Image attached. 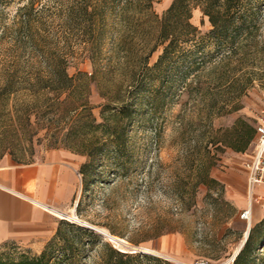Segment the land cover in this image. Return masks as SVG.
Returning <instances> with one entry per match:
<instances>
[{
    "label": "rangeland",
    "instance_id": "rangeland-1",
    "mask_svg": "<svg viewBox=\"0 0 264 264\" xmlns=\"http://www.w3.org/2000/svg\"><path fill=\"white\" fill-rule=\"evenodd\" d=\"M107 1L108 9H117L108 11L96 39L89 23L72 15L75 7L95 0H0V167L66 151L80 170L86 157L64 149L65 143L98 138L108 146L96 168L97 181L84 193L79 173L78 204L83 205L80 213L76 207L77 221L59 217L60 222L93 231L119 251L145 250L175 264H234L249 226L257 223L241 218L227 197L226 178L236 160L254 157L255 142L245 153L227 143L236 141L240 120L255 128L252 111L264 97V0L253 1L261 13L252 36H236L232 46L211 38L209 18L195 9L192 23L199 31L189 42L182 37L179 46L197 56L178 58L170 72L155 69L166 45L157 43L153 22L174 0L156 3L144 26L141 20L147 21L136 13L124 17L125 0ZM32 2L36 9L25 10ZM65 60L72 77L96 73L91 103L99 123L105 104L136 102L120 159L103 128L68 139L70 127L53 106L54 95L30 85L51 78ZM114 114L110 109L106 116ZM76 118H68V126ZM85 224L123 240L125 247ZM49 242L40 253L12 245L0 258L39 256ZM62 246L53 245L55 257ZM88 250L85 264L93 253ZM251 264H264V242Z\"/></svg>",
    "mask_w": 264,
    "mask_h": 264
},
{
    "label": "trees",
    "instance_id": "trees-1",
    "mask_svg": "<svg viewBox=\"0 0 264 264\" xmlns=\"http://www.w3.org/2000/svg\"><path fill=\"white\" fill-rule=\"evenodd\" d=\"M161 0H125L122 6L123 15L129 17L131 13H136L144 17L147 22H143V26L151 19L150 13L154 12V6ZM254 0H174L168 11L159 18L155 15L157 32V43L165 44V50L159 61L155 65L156 70L168 69L171 65L177 66L178 58L183 60L189 57L195 58L197 53L193 50L180 48V40L185 37V42L191 41L192 36L196 35L198 28L192 23L193 12L195 9H201L212 26L210 32L211 38L222 44L234 45L237 43L236 36L246 35L247 38L254 33L256 21L261 13L260 8L254 5ZM115 2L113 3V5ZM110 4L107 0H95L91 4H81L75 7L73 16L75 19L85 20L89 23L87 28L92 32V36L96 39L102 33L101 24L104 22ZM112 7V6H111ZM25 10H35V3L32 2ZM117 8L111 9L109 12L115 11ZM135 14V15H136ZM140 23V22H139ZM140 25H142L140 23ZM91 42L89 44L95 43ZM182 50L190 55L181 53ZM155 49L152 50L154 52ZM151 52V54H152ZM184 54V55H183ZM181 55V56H179ZM183 55V56H182ZM185 56V57H184ZM150 57V55L148 56ZM146 61V60H145ZM148 61V59H147ZM196 62H192V68L196 67ZM170 72L171 70L168 69ZM96 73L88 74L79 72L76 77L70 76L68 72L67 61H59V64L53 71V76L48 80H37L32 82V88H39L54 98L53 106L58 110L59 115L66 119L65 128L70 127V131L66 135L71 138V134H76V138L82 133H92L93 131L103 128L111 139V144L116 149L118 158L120 159V151L125 144V136L127 129L133 124L136 117L135 103L132 105L121 104L112 108V104H105L102 109V122L94 115V106L91 103L92 87L96 83ZM6 88L9 84H6ZM11 94V92H10ZM104 98L107 96H103ZM110 109L115 111L112 117H107L106 113ZM77 116L76 124L68 126V118ZM241 124V128L235 134L236 141L230 144L236 152L245 153L249 147L255 142L257 131L254 126L240 120L237 124ZM31 125H33L31 123ZM237 127V125H236ZM49 126L45 127V137L49 134ZM39 132L32 138V145L35 146L36 137ZM38 141L41 138L37 139ZM80 140V141H79ZM77 143H65L64 149L86 157V162L81 166L79 173L82 177V187L84 193H87L91 186L97 181L96 168L101 164L105 156V149L108 144H104L98 138L91 140L79 139ZM55 147L53 150H60ZM117 161V158L116 160ZM19 163L18 165H29L34 163ZM83 202H79L77 211L80 213ZM87 239V241H85ZM56 241L62 243L60 256L55 257L52 251ZM264 242V219L255 225L250 232L249 238L234 261V264H251L254 261L257 251ZM12 245L1 248H10ZM89 247L93 251L90 256V264H175L164 260L160 257L150 254H130L123 253L114 248L111 244L104 242L102 237L93 231H90L76 224L61 221L55 237L47 245L45 251L39 256L30 257L23 255L20 259L0 258V264H85L88 256Z\"/></svg>",
    "mask_w": 264,
    "mask_h": 264
},
{
    "label": "crops",
    "instance_id": "crops-1",
    "mask_svg": "<svg viewBox=\"0 0 264 264\" xmlns=\"http://www.w3.org/2000/svg\"><path fill=\"white\" fill-rule=\"evenodd\" d=\"M250 160H236L226 178L227 197L241 215L250 207L245 167ZM79 191V168L66 151L48 152L29 165L1 166L0 249L17 245L40 253L58 230L60 220L54 210L69 213L73 206L76 210ZM255 194L262 198L252 209V222L258 224L264 219V185Z\"/></svg>",
    "mask_w": 264,
    "mask_h": 264
},
{
    "label": "built area",
    "instance_id": "built-area-1",
    "mask_svg": "<svg viewBox=\"0 0 264 264\" xmlns=\"http://www.w3.org/2000/svg\"><path fill=\"white\" fill-rule=\"evenodd\" d=\"M252 118L255 123L257 136L255 140L254 157L245 164L248 171V190L250 195V207L242 213L241 218L251 224L252 209L254 204H260L262 198L256 196L258 187L264 185V97L261 105L252 111ZM235 261V259L233 260ZM197 264H209L208 262H198ZM233 264V263H229Z\"/></svg>",
    "mask_w": 264,
    "mask_h": 264
},
{
    "label": "bare ground",
    "instance_id": "bare-ground-1",
    "mask_svg": "<svg viewBox=\"0 0 264 264\" xmlns=\"http://www.w3.org/2000/svg\"><path fill=\"white\" fill-rule=\"evenodd\" d=\"M47 207V206H46ZM49 208V207H48ZM51 209V208H50ZM55 214L57 215V217H60V218H65L66 220H76L78 217L75 216V208L72 209V211L70 213H64L63 211H58V210H54ZM77 221V220H76ZM80 224V223H79ZM85 226L89 227V228H92L94 230H96L98 233H100L101 235H103L105 238H108L109 240H111L112 242L115 243V246H117L118 248H123L125 247V243L123 240L121 239H118L116 237H114L113 235H111L110 233H108L107 231L105 230H102V229H98V228H94V227H91L89 226L88 224H85ZM251 227V225L249 226V228ZM245 241V240H244ZM243 241V243H244ZM242 243V245H243ZM242 245L240 246V248L238 249L236 255L238 254L239 250L241 249ZM235 255V257H236ZM234 257V259H235Z\"/></svg>",
    "mask_w": 264,
    "mask_h": 264
},
{
    "label": "water",
    "instance_id": "water-1",
    "mask_svg": "<svg viewBox=\"0 0 264 264\" xmlns=\"http://www.w3.org/2000/svg\"><path fill=\"white\" fill-rule=\"evenodd\" d=\"M250 232H251V227L249 228L248 233H247L246 238H245V241H244V243H243L241 249L239 250L238 254L236 255L235 259L237 258V256L239 255V253H240V252L242 251V249L244 248V246H245V244H246V242H247V240H248V238H249ZM120 251L123 252V253H130V254H137V253L150 254L148 251H145V250H134V251H132V252H126V251H122V250H120Z\"/></svg>",
    "mask_w": 264,
    "mask_h": 264
}]
</instances>
